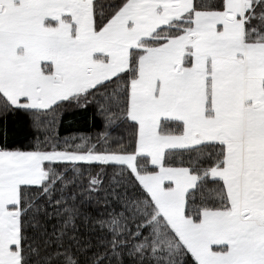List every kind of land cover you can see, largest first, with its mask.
<instances>
[{"label":"snow or ice","instance_id":"1","mask_svg":"<svg viewBox=\"0 0 264 264\" xmlns=\"http://www.w3.org/2000/svg\"><path fill=\"white\" fill-rule=\"evenodd\" d=\"M0 264H264V0H0Z\"/></svg>","mask_w":264,"mask_h":264},{"label":"trees","instance_id":"2","mask_svg":"<svg viewBox=\"0 0 264 264\" xmlns=\"http://www.w3.org/2000/svg\"><path fill=\"white\" fill-rule=\"evenodd\" d=\"M58 130L61 139L68 135L89 134L96 135L103 130V122L97 116L92 117L91 110L87 114L77 113L75 116L65 115L64 122L58 125V129H53V134ZM31 131V130H29ZM31 140V135L24 141L27 144Z\"/></svg>","mask_w":264,"mask_h":264}]
</instances>
